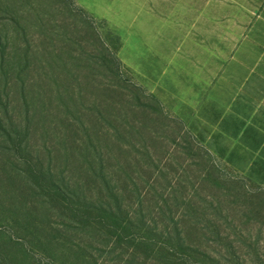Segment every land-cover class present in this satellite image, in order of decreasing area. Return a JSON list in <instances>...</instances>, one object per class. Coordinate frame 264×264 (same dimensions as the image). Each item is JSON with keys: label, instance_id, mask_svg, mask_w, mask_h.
<instances>
[{"label": "rangeland", "instance_id": "obj_1", "mask_svg": "<svg viewBox=\"0 0 264 264\" xmlns=\"http://www.w3.org/2000/svg\"><path fill=\"white\" fill-rule=\"evenodd\" d=\"M253 8L0 0V111L25 135L0 140V264H264V165L222 133L217 78Z\"/></svg>", "mask_w": 264, "mask_h": 264}, {"label": "crops", "instance_id": "obj_2", "mask_svg": "<svg viewBox=\"0 0 264 264\" xmlns=\"http://www.w3.org/2000/svg\"><path fill=\"white\" fill-rule=\"evenodd\" d=\"M252 1L250 22L243 30L239 26L232 50L223 48L217 70L222 100L228 102L223 105L227 113L221 118V131L245 148L252 157L249 165L264 164V0Z\"/></svg>", "mask_w": 264, "mask_h": 264}, {"label": "trees", "instance_id": "obj_3", "mask_svg": "<svg viewBox=\"0 0 264 264\" xmlns=\"http://www.w3.org/2000/svg\"><path fill=\"white\" fill-rule=\"evenodd\" d=\"M113 60L114 61H119V59L117 58V55L115 53L112 55V57H110V59L108 58L107 64L109 66H112L113 65L112 61ZM19 127H21V126L14 119V116L9 115L8 109H6L4 107L3 111L2 112L0 111V140H2L1 144H4L5 148H8L10 150L11 149H13V150H23V148H24L23 144H24V141H25V135L23 136V133L22 134L20 133V130H19L20 128ZM256 164L257 163L251 164L249 166V168H248L249 172L254 170V166ZM262 165H264V164H262ZM31 171H32L33 175L37 177V179L44 180L46 176H49L48 172L43 171V169H41L39 167H36V166ZM4 173H2V170H0V178H1L0 180H2ZM6 173H10V172L8 171ZM10 176H11V174L10 175L5 174V176H4L5 181L7 183L9 182ZM15 179H16V177H15ZM53 186H55L57 188L56 185L52 184V187ZM49 188L52 190V191H49V193L53 194V196L56 195V197H58V195L61 194L59 192V190H57L55 188L53 189V188H51V186H49ZM65 199H67V198H65ZM61 205H62V206H60L61 208L67 209L71 213L73 211H75V209H73L74 205L72 204V202H70L68 200L62 201ZM77 207L78 208H76V206H75L76 209L80 208V206H77ZM31 208L33 209V207H31ZM83 209L85 210V208H83ZM113 211L114 210H112V207H111V208H107V209H101V211H97V213L100 214L102 216V218L103 217H108V218L112 219L113 217H116V213H114ZM43 212H45V211H43ZM86 219H88V218L82 219L80 221L82 222V221H84ZM87 223H89V222H87Z\"/></svg>", "mask_w": 264, "mask_h": 264}]
</instances>
